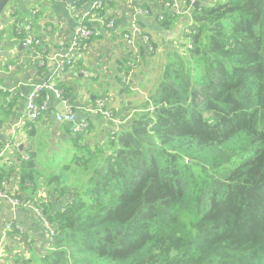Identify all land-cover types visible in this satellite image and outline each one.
Returning <instances> with one entry per match:
<instances>
[{
    "label": "trees",
    "instance_id": "trees-1",
    "mask_svg": "<svg viewBox=\"0 0 264 264\" xmlns=\"http://www.w3.org/2000/svg\"><path fill=\"white\" fill-rule=\"evenodd\" d=\"M186 16L147 97L102 104L120 127L87 143L90 123L61 124L69 145L48 180L37 152L0 166L54 229L26 264H264V0H199Z\"/></svg>",
    "mask_w": 264,
    "mask_h": 264
},
{
    "label": "crops",
    "instance_id": "crops-1",
    "mask_svg": "<svg viewBox=\"0 0 264 264\" xmlns=\"http://www.w3.org/2000/svg\"><path fill=\"white\" fill-rule=\"evenodd\" d=\"M75 1L8 0L0 14V115L6 111L4 128L0 131L4 135L0 136L2 167H15L30 151L37 152V161L39 157L47 158L46 150L49 153L55 150L50 146L57 138L63 147L69 145L68 135L54 118L59 101L51 93L48 111L36 120L28 118L25 106L36 84L48 78L60 86L75 112L74 122L87 119L90 123L85 139L102 141L108 129L118 128L122 122L116 119L114 124L102 114L94 113L96 101L102 100L107 108L114 110L124 103L146 98L160 75L165 50L171 42L183 39L190 24L187 14L181 13L175 15L173 26L162 27L157 16L171 12L163 0H106L90 17L97 35L82 46L72 65L56 72L55 49L68 44L80 15L93 2L83 0L75 5ZM146 9L148 14L142 12ZM109 19L113 24L106 26L103 22ZM28 32L39 40L37 45L22 44ZM125 32H134L141 59L127 74L128 84L123 85L118 78L123 76L122 69L131 57L130 45L123 39ZM141 33L152 38L155 46L152 53L144 50ZM62 124H67L71 131L72 123ZM32 127L34 135L29 134ZM39 128H48L50 145L47 147L38 143ZM49 160H45L46 165ZM17 175L14 168L4 191L24 201L37 199V191L32 193L18 186ZM9 222L19 225L22 232L7 229ZM28 238L32 243L24 242ZM49 242L41 219L32 208L17 207L0 198V264H23L24 261L26 264L32 256L46 253Z\"/></svg>",
    "mask_w": 264,
    "mask_h": 264
},
{
    "label": "built area",
    "instance_id": "built-area-1",
    "mask_svg": "<svg viewBox=\"0 0 264 264\" xmlns=\"http://www.w3.org/2000/svg\"><path fill=\"white\" fill-rule=\"evenodd\" d=\"M106 0H93L89 8L80 15V18L78 20V26L75 29L74 33L72 34V37L68 44L62 45L55 49V57H56V69L63 71L65 67H68L72 65L75 61V58L78 54V52L82 49V46L89 41L91 38L95 37L97 35V31L94 30L92 25L90 24V17L94 16V13L99 10L103 3ZM197 0H189V3L187 6H185L184 0H163V5L169 9L171 12H174V14H181L186 13L189 14V7L193 5ZM143 13L148 14L149 11L146 9L142 11ZM158 20L163 19V14H160L157 16ZM106 26H111L113 24L112 19H109L103 22ZM134 30L135 27H134ZM134 33V32H133ZM133 33L125 32L123 34V39L130 45V61L127 62V66L129 65L131 69L140 62V48L139 45L135 43V37L133 36ZM141 40L147 44L148 50L153 51L154 46L150 44V37L145 34L141 33L140 35ZM39 43V40L32 37L31 33L28 32L26 37L24 38L22 44L23 45H37ZM128 76L124 75L123 80L127 81ZM52 94L59 102H62L64 104V113L61 114L59 112L54 113V118L56 122L62 124V123H72L71 124V132L73 134L75 133H84L87 131V127L89 125V121L87 119L82 120L79 123H75V112L71 106V104L68 103L67 98L63 94L62 90L58 87V85L48 78H46L44 81H41L40 83L36 84L34 87L31 95L28 97L25 110L26 114L29 119L35 120L39 117H41L44 113H46L49 109L48 105V94ZM42 94H46L43 96V98L40 99V96ZM103 104L102 100L96 101V106L93 109L94 113H100L104 118H107L108 120H111L114 124L116 123L111 118V113L108 110H103L101 108ZM25 159L28 158V155L24 156ZM6 185V181H0V198L7 199L10 203L17 207H23V208H32L34 212L40 217L42 225L44 226L49 241L54 236V229L52 225L49 223V221L42 215L41 209L33 204V201H24L20 200L16 197H13L6 193L4 191V187ZM7 229L9 230H17L19 232H22V228L13 223L9 222L7 224Z\"/></svg>",
    "mask_w": 264,
    "mask_h": 264
},
{
    "label": "rangeland",
    "instance_id": "rangeland-1",
    "mask_svg": "<svg viewBox=\"0 0 264 264\" xmlns=\"http://www.w3.org/2000/svg\"><path fill=\"white\" fill-rule=\"evenodd\" d=\"M37 135H39V137H38V143L39 144H43L46 147L48 146V144L50 145V143H49L50 142V140H49L50 136L48 135V128H44L43 130H41V128L37 129ZM35 143L37 144V140L35 141ZM87 143H91V141H88ZM51 144H52V146H50L51 149H55V150L54 151L52 150L51 153H49L48 150H46V153H47L46 155L48 157L47 158L45 157V159H48L52 155L62 157L65 154L66 147L62 146L63 143L59 138H57L55 141H51ZM55 147H59V148L57 149ZM59 154H61V155H59ZM71 154H72V152L70 150L68 152V156H70ZM42 159L39 157V169H41L40 171L44 174V177L47 175V180H48L50 178V175H51L50 173H48L50 170L45 168L46 164L48 162H46V164H45V159L44 158H42ZM34 198H36V196ZM31 240L32 239L28 238V239H25L24 242L32 243Z\"/></svg>",
    "mask_w": 264,
    "mask_h": 264
},
{
    "label": "water",
    "instance_id": "water-1",
    "mask_svg": "<svg viewBox=\"0 0 264 264\" xmlns=\"http://www.w3.org/2000/svg\"><path fill=\"white\" fill-rule=\"evenodd\" d=\"M7 2H8V0H0V14H1L3 8L5 7V5L7 4ZM198 4H199V0H197L193 4L194 8H196L198 6ZM56 110H57V112L63 114L64 113V104L62 102H59V104L56 106ZM0 136L4 137V135H0Z\"/></svg>",
    "mask_w": 264,
    "mask_h": 264
}]
</instances>
